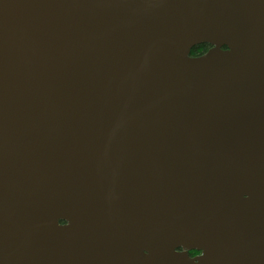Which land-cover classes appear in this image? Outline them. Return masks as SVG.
Segmentation results:
<instances>
[{
    "label": "water",
    "instance_id": "water-1",
    "mask_svg": "<svg viewBox=\"0 0 264 264\" xmlns=\"http://www.w3.org/2000/svg\"><path fill=\"white\" fill-rule=\"evenodd\" d=\"M0 264H264V0H0Z\"/></svg>",
    "mask_w": 264,
    "mask_h": 264
},
{
    "label": "trees",
    "instance_id": "trees-1",
    "mask_svg": "<svg viewBox=\"0 0 264 264\" xmlns=\"http://www.w3.org/2000/svg\"><path fill=\"white\" fill-rule=\"evenodd\" d=\"M208 44H198L192 47L191 51H190V55H199L201 53H203L204 51H206L209 47Z\"/></svg>",
    "mask_w": 264,
    "mask_h": 264
},
{
    "label": "flooded vegetation",
    "instance_id": "flooded-vegetation-1",
    "mask_svg": "<svg viewBox=\"0 0 264 264\" xmlns=\"http://www.w3.org/2000/svg\"><path fill=\"white\" fill-rule=\"evenodd\" d=\"M209 47V46H208ZM181 248H179V250H180ZM199 251H197V250H189L188 251V254L191 256V257H193V256H196V255H199Z\"/></svg>",
    "mask_w": 264,
    "mask_h": 264
}]
</instances>
